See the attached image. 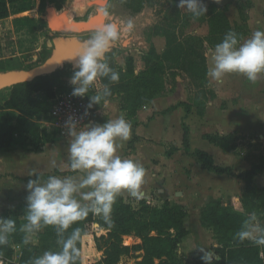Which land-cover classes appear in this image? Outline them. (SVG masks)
Returning a JSON list of instances; mask_svg holds the SVG:
<instances>
[{"label":"rangeland","instance_id":"374dc122","mask_svg":"<svg viewBox=\"0 0 264 264\" xmlns=\"http://www.w3.org/2000/svg\"><path fill=\"white\" fill-rule=\"evenodd\" d=\"M97 1L101 0H32V9L21 14L16 13L17 6H12L10 17L0 21V63L7 69H11L10 71H29L44 64L51 56L52 49L47 46V43L53 41L56 37H76L79 42L83 43L93 32L78 35L66 32L56 35L48 28V25L44 27L42 21H46L50 10H56L59 14H64L67 18H70L74 24H82L93 15H96L99 6L94 3ZM178 3L179 0H135L131 4H127L125 0H107L108 15L103 16V23H116L120 27V39L113 44L111 51L107 54V60L110 66L119 72L120 80L118 83L112 84L107 78H98L89 90V95H93L98 91H102L104 85L108 84L113 93L110 99L111 104L105 110L100 105H94L96 113L93 120L97 119L100 120V123H104L113 112V109L121 107L114 101L117 99L121 104L120 94L129 93L133 95L136 93L134 87L128 84L127 79H123L124 75L128 74V77L130 75L131 61L135 74L144 71L146 69L145 56L147 54L155 51L160 56L166 50L167 33L170 34V38L175 35L177 43H182L189 37L207 38L210 32L209 22L212 20L215 23V35L224 34L230 28L231 31L238 33L240 37L248 38L256 30H264V0H222L221 4L214 3V0H203V3L207 5L208 12L198 19H193L191 13L177 7ZM58 7H60V10H58ZM129 19L134 21V28L131 30L126 27ZM222 39V36H216L213 38V45H205L207 68L211 66L212 50ZM75 71L68 65L64 67L63 82L66 84L67 89L74 88L70 80ZM193 73L197 74L195 79L180 71L167 72L157 88L138 99L136 104L143 103L144 105L138 106L137 112L157 98L176 94L175 104H177V108H181L183 111H185V105H190L192 108V116L190 120L188 119L186 125L190 128V132L193 131V144L196 147L204 143L200 139L203 134L217 130L213 126L219 124V116L223 121L222 123L225 122L226 124L230 115H232L237 120L236 124L239 128L230 134L228 147L229 151L232 150L234 153L233 156L240 161L238 166L234 165L232 169L236 174H240L254 165L261 164L264 166V76L255 84L240 74H229L222 83L213 81L210 77L202 80V76L206 75L205 65H197V63ZM138 92L144 91L140 90ZM217 92L220 95H216ZM9 94L8 89L0 91V102L7 99ZM210 101H215L212 102L208 110V116L213 122L203 125V122H201L203 118L196 116L197 108L206 107V104ZM179 117L180 115L175 113L167 119L168 122L175 125L174 144H169L168 149L182 148L181 136L183 129L182 126H178ZM130 121L133 123L135 117ZM207 126L208 128H205ZM142 131L146 134L150 133L149 135L157 134L158 136L161 132L163 133L160 128L151 131L143 129ZM55 139L56 142L52 146L54 150L49 151V158L51 160L56 158V163L60 165L58 159L64 157L66 151L62 140L57 136ZM139 143V138L133 141L132 152L137 150ZM181 152L182 155L175 152L176 159H174V163L181 166L184 164L187 167L186 172H188L185 175L188 176V170L191 169L193 163L191 161L190 165L188 162H184L183 148ZM157 156H160L157 150L146 148L141 150L137 161L144 167H150L151 159ZM225 162L230 163L222 160L217 164L225 167ZM202 172L203 175L200 176V179H204L207 184L215 183L209 177L213 173L206 170H202ZM146 173V180H150L152 169H146ZM53 174L54 170L51 171L50 175ZM70 175L71 172L64 176ZM72 175H75V173ZM40 178L43 181L45 176ZM257 178L255 185L264 189V172ZM30 179H37V177L25 179L13 177L14 184L11 187H9L10 185L5 187H9L8 190H11V193L5 195V197L3 196L5 191H3L0 196V217L5 216V214L10 215L14 210H17V203L26 202L28 192L26 185ZM238 180L236 178L232 179L236 185L240 184ZM173 182L175 183L176 180H173ZM216 183H220L230 191H234L236 188L235 184L226 181V179L223 181L220 179ZM156 199L163 200L160 197ZM128 200H132L130 196ZM222 200L223 202L220 205L223 207H231L234 210L243 212L246 216L251 213V211H245L237 197ZM260 222L263 224L264 220ZM24 223H26V220L22 217V224ZM188 227L191 228L190 238L188 243L183 246L186 249L185 253L182 254L183 257L188 259L194 253L202 254L200 251L202 247L213 252L216 256L218 255V251L224 245L226 239L224 235L218 233L208 222L198 224L195 217L188 220ZM95 228L98 237L106 235L99 232L97 227ZM124 244L125 246L134 247L136 245L140 246L142 241L140 242L136 237L132 239L124 238ZM27 246L38 249L41 254L48 250L57 251L56 238L47 234L45 228L34 237L33 243L24 244L21 247L14 246V248L16 253H20ZM142 253V251L136 250L126 257H128L130 263L131 261L136 263ZM100 256L102 257L103 253H100ZM183 257L180 259L181 262H183ZM15 258L18 259V256L15 255Z\"/></svg>","mask_w":264,"mask_h":264},{"label":"trees","instance_id":"16d2710c","mask_svg":"<svg viewBox=\"0 0 264 264\" xmlns=\"http://www.w3.org/2000/svg\"><path fill=\"white\" fill-rule=\"evenodd\" d=\"M133 1L135 0H125L127 4H131ZM12 6H17L16 13L18 14L29 12L32 9V0H0V21L10 17ZM58 8L60 10V7ZM42 24L47 27L46 21H42ZM227 24L229 25L228 21ZM214 27L215 23L212 20L209 22L210 32L207 38L189 37L182 43H177L175 35L170 38V34L167 33V46L164 53L160 56L155 51L147 54L145 56L146 69L139 74H135L131 61L129 68L131 76L124 75L123 79H127L128 84L134 87L136 93L133 95L120 94L121 109L127 113L129 119L136 116L138 106L144 105L143 103L136 104L138 99L157 88L167 72L180 71L195 79L197 74L193 72L197 63V65H205L206 75L201 79L208 78L205 45H213L214 37H224L231 30L228 28L224 34L215 35ZM188 43H190L189 46H187ZM198 60L199 62H197ZM10 70L0 63L1 73ZM63 72L64 68L53 74L36 78L32 82L6 88L10 93L9 97L0 102V151L13 153L28 148L39 151L45 145L56 142L57 134L48 132L43 123L52 121L49 112L53 101L58 93L67 90V86L63 82ZM139 89L144 92H138ZM176 108L177 106L172 107L171 110ZM197 110L199 116H204L205 107H198ZM185 112L187 115L192 112L190 105H185ZM182 129L183 150L187 154L192 152L203 170L217 175H228L242 181L244 184L243 193L241 197L237 198L246 212L255 211L260 221L264 220V189L255 185V179L263 174L264 166L254 165L250 170L236 174L231 167L218 165L209 153L200 149L193 151L190 128L186 123H183ZM230 137L231 135L216 134L205 135L204 139L228 152ZM178 150V148H173L168 152V155L171 156ZM54 175L64 174L55 171ZM48 177L45 176V179ZM26 196H28V192ZM220 203V201H212L202 212V222H208L218 233L226 237L224 245L217 255L221 260L216 259L214 264H264V246H255L248 241L241 243L234 239L235 232L246 215L231 207H223ZM21 205L24 209L23 212L14 210L10 215L6 214L5 216V218H14L18 229L9 237L8 245L0 246V256L8 259L9 264H30L32 258L41 255L38 249L27 246L23 249L20 261L18 263L14 261V246L24 245V233L20 232L19 228L26 212L27 201ZM186 216L187 214L182 208L169 200L151 197L148 200H141L138 207H133L119 197L113 206L111 225L91 214L86 220L73 225V227L82 229V238L77 244L81 257L77 264H118L122 257L128 256L136 250L143 251V255L140 256L141 260L136 264H204L201 259L203 253L194 259H183V262L177 259L178 246L189 235L185 226ZM96 225L107 231V234L98 237ZM45 231L57 240L53 227H47ZM133 236L139 238L142 244L134 247L125 246L124 238ZM100 253H103L102 257Z\"/></svg>","mask_w":264,"mask_h":264},{"label":"clouds","instance_id":"9594fccd","mask_svg":"<svg viewBox=\"0 0 264 264\" xmlns=\"http://www.w3.org/2000/svg\"><path fill=\"white\" fill-rule=\"evenodd\" d=\"M214 3L221 4L222 0H214ZM177 7L191 13L193 19L208 12L203 0H179ZM98 12L102 16L108 15L107 0H101ZM126 27L133 29L134 21L129 19ZM119 39V25L105 23L83 41L73 60L77 70L70 80L74 85L72 95H88V109L100 105L105 110L110 104L113 93L108 84L93 95H89V90L98 78H107L112 84L119 82V72L107 60V54ZM229 74H240L253 84L264 76V30L258 29L248 38L230 30L215 46L207 76L222 83ZM65 128L69 137L67 156L75 175H53L43 181L37 175V179H30L26 185V223L19 228L24 233L23 243L28 245L42 229L53 227L59 250L45 251L32 258L30 264H77L81 257L77 244L82 238V229L73 225L86 220L90 214L111 225L113 206L122 194L127 193L137 200L144 197L146 169L140 162L121 154L124 143L132 138L130 122L119 117L102 124L82 125L79 120L69 117ZM52 163L55 167V161ZM17 230L14 218L0 217V246L8 245L9 237ZM234 239L264 246V224L255 211L242 220ZM200 251L204 264H214L218 259L204 247Z\"/></svg>","mask_w":264,"mask_h":264},{"label":"crops","instance_id":"0c3cea01","mask_svg":"<svg viewBox=\"0 0 264 264\" xmlns=\"http://www.w3.org/2000/svg\"><path fill=\"white\" fill-rule=\"evenodd\" d=\"M217 94L218 92L216 93V95ZM175 98H176V94H169L168 96L153 100L148 106H145L136 113L135 121L133 123H131L130 121L131 119L127 117V113L123 111L120 106H119L120 108L113 109V112L110 114L107 120L123 117L132 125V130H133L132 138L129 141L125 142L123 148L121 149V154L124 157L131 158L137 161V157L139 156L141 150L149 148L151 150H157V152H159L160 156L153 157L151 159L150 167H144L147 170L152 169V175L150 177V180L149 179L146 180V183L142 188V191L144 192L143 199L137 200L130 196L132 200L129 201L128 200L129 195L127 193L122 194L120 198H123L126 203H130L133 207H138L139 202L141 200H148L151 197L158 196L161 199L169 200L171 203H174L180 208H182L187 214L185 218V226L189 232V235L185 239H183L178 246L177 259H181L183 257L182 254L185 253L186 250L183 246L186 243H188L190 238L191 228L188 227V220L192 217H195V219L198 221V224L201 225L202 212L212 201L223 202L222 199L241 197L244 189V184L242 181L238 180L240 181V184L236 185L232 181L234 177L228 175H219L217 177L216 176L217 174L215 175V173L209 176L215 183H210V184L205 183L204 179H200V176L203 175L202 174L203 169L199 165L197 159L192 155V152L187 154L183 150L185 154L184 162H188V164L190 165H191V161L193 163L191 169L188 170L189 171L188 176L185 175L188 172H186L187 167L184 166V164H182V166L175 165L176 164L174 163V159H176V156L174 155L175 153H173V155L171 156L168 155V152L171 150L168 149V145L172 143L174 144L175 125H173V123L171 122H168L167 119L171 115L178 113L180 115L178 126L180 125L181 127L182 124L186 123L188 119L190 120V117L192 116V112L189 115H187L186 112L183 111L181 108H176L174 110H171L172 107H175L177 105L175 104ZM114 101L120 105L117 99H115ZM212 102L215 101H210L206 104L205 107L206 113L204 114V116L202 117L199 116L198 112L196 114V116L200 117L201 119L203 118L201 120V122H203L202 123L203 125L204 124L208 125V123L213 122V120L212 119L210 120L208 116V110L210 108V105H212ZM222 122L223 121L219 116V124L213 126V128L217 130H213L212 132L208 131V133L203 134V137H201L200 139H202L204 143L203 144L201 143L199 147H196V145L193 144V131H191V140H190L191 147L193 151L196 149H200L202 151L209 153L210 155L213 156L216 163L222 160L229 161L230 163L225 162V167L232 168L234 165L238 166L240 162L237 159V157L233 156L234 153L232 152V150L228 152L224 151L223 149L213 144H210L207 140L204 139L205 135L219 134V135L227 136L232 134L235 130L239 128L238 125L236 124L237 120H235V118L232 115H230L226 124L224 122L225 125ZM92 123H100V120L94 119L91 121L90 124ZM158 128L163 130V133L161 132L160 136H158L157 134L149 135L150 133L146 134L145 132L142 131L143 129H146V131H151ZM205 128H208V126ZM240 128L244 129L243 127ZM134 136L140 139V143L137 145V150L132 152L131 150L132 145L130 144L131 141L134 139ZM182 136H183V132H182ZM62 142L64 143L66 154L64 157L63 156L59 157L58 161L60 162V165L56 163L57 161L56 158L55 160H51V158H49V151L54 150V147L52 149V146H54V144H47L39 151H35L32 148H28L27 150H18L13 153L0 151V196L3 193V191H5L3 196L11 193V190H8V188L14 184L13 177L19 179L21 178L25 179V178H34L35 176L37 177V175L53 176L55 174V171H59L64 175L68 174L69 172H71V175L74 174L70 168V162L67 156L69 140ZM178 149H179L177 151L179 153L178 155H182L181 152L182 148L178 147ZM130 152H132V154H130ZM53 161H55V167H53V163H52ZM53 170H54V174L50 175L51 171ZM64 175H57V176H64ZM217 179L218 181H220V179L221 181L226 179V181L232 182L233 184H235L236 187L235 190L230 191L225 187H223L220 183H216L218 182ZM257 179L258 178H256L255 181ZM173 180H176V182L174 183ZM6 186L9 187L5 188ZM21 204L19 203L16 204L17 205L16 211L23 212L24 209ZM5 216L3 217L5 218ZM97 230L103 234H107V231L105 230H102L100 228H98ZM133 237H125V238L132 239ZM139 241L141 242L140 239ZM15 247H21V245H15ZM58 250H59V246L57 244V251ZM22 252L23 250L20 253H16L15 250V255L18 256V259L14 257V261L16 263L20 261ZM198 255L199 254L194 253L193 256H190L191 258L188 259L185 257L183 258L184 260H190L196 258ZM124 257L125 259L128 260V257L126 256ZM140 260L141 258L139 257L138 261ZM131 264H136V263L131 261Z\"/></svg>","mask_w":264,"mask_h":264},{"label":"water","instance_id":"95a60500","mask_svg":"<svg viewBox=\"0 0 264 264\" xmlns=\"http://www.w3.org/2000/svg\"><path fill=\"white\" fill-rule=\"evenodd\" d=\"M94 4L99 6L97 3ZM103 20L102 15L97 12L96 15L90 17L83 24H75L73 29H69L64 14H59L56 10H50L46 17L48 28L56 35L66 32H71L76 35L94 32L97 28L103 25ZM82 44L83 43L79 42L76 37L66 38L60 36L56 37L53 41H49L47 46L52 49V54L41 66L29 71H8L0 73V91L18 84L32 82L41 76L53 74L57 70L64 68L66 65H70L74 70H77L73 60L77 58ZM96 227L99 228V225H96ZM214 256L216 255L214 254ZM217 260L220 261L221 258L218 257Z\"/></svg>","mask_w":264,"mask_h":264},{"label":"built area","instance_id":"2783aa9c","mask_svg":"<svg viewBox=\"0 0 264 264\" xmlns=\"http://www.w3.org/2000/svg\"><path fill=\"white\" fill-rule=\"evenodd\" d=\"M73 88L67 89L57 94L53 101L49 115L52 121L43 123L48 132L52 131L57 134V137L62 141H68L67 129L65 128V122L69 117H74L79 120L80 123L90 124L93 120V116L96 113L95 107L88 109L90 98L88 95L83 97H77L72 95ZM87 110V115L85 111ZM10 261L0 256V264H9ZM118 264H131L125 257H122ZM253 264V263H243Z\"/></svg>","mask_w":264,"mask_h":264},{"label":"bare ground","instance_id":"6f19581e","mask_svg":"<svg viewBox=\"0 0 264 264\" xmlns=\"http://www.w3.org/2000/svg\"><path fill=\"white\" fill-rule=\"evenodd\" d=\"M97 4H100L101 3V1H97L96 2ZM74 10V9H73ZM102 18H103V16H102ZM66 19H67V26H68V28L69 29H73V26L75 25V24H77V23H75L74 24V22L70 19V18H67V16H66ZM92 22H94V21H92ZM83 24V23H82ZM90 24H92V23H90ZM104 24V23H103Z\"/></svg>","mask_w":264,"mask_h":264},{"label":"flooded vegetation","instance_id":"af4514ba","mask_svg":"<svg viewBox=\"0 0 264 264\" xmlns=\"http://www.w3.org/2000/svg\"><path fill=\"white\" fill-rule=\"evenodd\" d=\"M98 10H96V14H97Z\"/></svg>","mask_w":264,"mask_h":264}]
</instances>
